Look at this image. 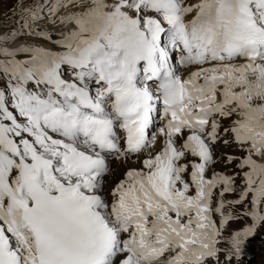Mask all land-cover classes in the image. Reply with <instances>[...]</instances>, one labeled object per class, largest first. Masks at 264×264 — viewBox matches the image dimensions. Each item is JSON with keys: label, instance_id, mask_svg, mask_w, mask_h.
I'll return each instance as SVG.
<instances>
[{"label": "snow or ice", "instance_id": "obj_1", "mask_svg": "<svg viewBox=\"0 0 264 264\" xmlns=\"http://www.w3.org/2000/svg\"><path fill=\"white\" fill-rule=\"evenodd\" d=\"M14 7L0 264H240L264 228V0Z\"/></svg>", "mask_w": 264, "mask_h": 264}, {"label": "rangeland", "instance_id": "obj_2", "mask_svg": "<svg viewBox=\"0 0 264 264\" xmlns=\"http://www.w3.org/2000/svg\"><path fill=\"white\" fill-rule=\"evenodd\" d=\"M31 2V0H29ZM17 3V0H0V32H6L11 28L17 27L15 23L16 17L19 14V9L14 7ZM22 40H27L28 42H37L33 41L30 37H20L17 38L15 44H20ZM51 46V45H49ZM230 154L235 156H240L238 150L233 149ZM233 164V165H232ZM230 164L224 171H229V174L239 171L235 163ZM239 178H237V184H240ZM228 199H233V194H228ZM245 221H239L231 223V227L240 228L243 226ZM254 255V256H253ZM253 256V257H252ZM240 264H264V228H261L256 235L249 240L245 245V254L240 260Z\"/></svg>", "mask_w": 264, "mask_h": 264}, {"label": "bare ground", "instance_id": "obj_3", "mask_svg": "<svg viewBox=\"0 0 264 264\" xmlns=\"http://www.w3.org/2000/svg\"><path fill=\"white\" fill-rule=\"evenodd\" d=\"M49 46V45H48ZM228 148L229 147H225L223 144H218L217 146H216V151H221L222 153L223 152H226L227 150H228ZM114 165H115V162H114ZM233 165V164H232ZM226 169V168H225ZM122 169H117V173L118 174H121L122 173ZM216 171V170H215ZM218 172V171H217ZM211 175V173H209V176ZM253 238V237H252Z\"/></svg>", "mask_w": 264, "mask_h": 264}]
</instances>
